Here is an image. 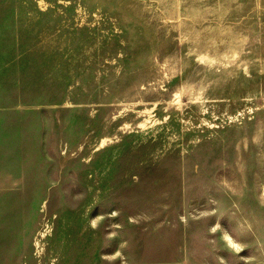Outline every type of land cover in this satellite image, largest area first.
Segmentation results:
<instances>
[{
    "label": "rangeland",
    "instance_id": "374dc122",
    "mask_svg": "<svg viewBox=\"0 0 264 264\" xmlns=\"http://www.w3.org/2000/svg\"><path fill=\"white\" fill-rule=\"evenodd\" d=\"M2 11L0 264H264V0Z\"/></svg>",
    "mask_w": 264,
    "mask_h": 264
},
{
    "label": "crops",
    "instance_id": "0c3cea01",
    "mask_svg": "<svg viewBox=\"0 0 264 264\" xmlns=\"http://www.w3.org/2000/svg\"><path fill=\"white\" fill-rule=\"evenodd\" d=\"M1 7L3 6L1 5ZM10 36V21L4 17L2 11L0 17V86H2V94L0 93V114L3 113V118H5V120L1 123L0 129L7 127L8 120H10L9 114L14 112L13 96L9 97L8 92H4L5 86H8L6 83L4 84V80H7V73L12 66V59L7 60V52L10 54L12 53V51H10L11 47L6 49V39H9Z\"/></svg>",
    "mask_w": 264,
    "mask_h": 264
}]
</instances>
